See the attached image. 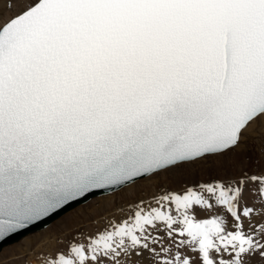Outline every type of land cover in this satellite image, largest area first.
Here are the masks:
<instances>
[{"label": "snow or ice", "instance_id": "6c2138e0", "mask_svg": "<svg viewBox=\"0 0 264 264\" xmlns=\"http://www.w3.org/2000/svg\"><path fill=\"white\" fill-rule=\"evenodd\" d=\"M97 192L12 264H264V0H0V244Z\"/></svg>", "mask_w": 264, "mask_h": 264}, {"label": "rangeland", "instance_id": "374dc122", "mask_svg": "<svg viewBox=\"0 0 264 264\" xmlns=\"http://www.w3.org/2000/svg\"><path fill=\"white\" fill-rule=\"evenodd\" d=\"M237 162L241 163V164L247 163V161H244L241 157H237ZM209 167H211L212 169H218L219 167H221V164L220 163H213ZM198 171H200L202 173L203 167L201 166L200 168H198ZM179 178H186V176L183 172H177L174 179L178 180ZM138 183H140L142 185L145 184L144 181H140ZM161 183H168V180H162ZM146 190H150V186H148L146 188ZM121 195H123L124 198L131 197L132 186H129V188H126V189H122L121 194H118L116 197L117 200H119L121 198ZM112 199H113V196L111 194L100 193V194L94 195V196L88 198L87 200L73 206L72 208L66 210L65 212H63L62 214H60L59 216L54 218L52 221H50L44 227H41V228L36 229L34 231L28 232V233L24 234L22 237H20L19 239L14 240L12 242H9L7 244H4L0 248V251H1L0 252V259H3L5 264H12V262L10 260L12 253L14 251H18V250L23 249L25 246H27L29 241H36V240L40 239L41 237H46L49 234H54L59 229H65L66 230L67 228L75 227V226H78L81 224H87L89 214H95L98 208L104 209V208L108 207V202L111 201ZM37 231H39V232H37ZM31 233H34V234H31ZM29 234H31V235H29ZM27 235H29V236H27ZM25 236H27V237H25Z\"/></svg>", "mask_w": 264, "mask_h": 264}, {"label": "water", "instance_id": "95a60500", "mask_svg": "<svg viewBox=\"0 0 264 264\" xmlns=\"http://www.w3.org/2000/svg\"><path fill=\"white\" fill-rule=\"evenodd\" d=\"M97 194H100V193L97 192V193H94V194H92V195H89L86 199L81 200V201H79V202H77V203H73L71 206L66 207L63 211H60L57 215L52 216L51 218L45 220L44 222H42V223H37V224H35V225H32V226H30L27 230H21L20 232L14 234V235H13L11 238H9L8 240L2 242V244H0V248H1L4 244H7V243H9V242H12V241H14V240L19 239L20 237H22L24 234H26V233H28V232H31V231H34V230L39 229V228H41V227H44V226L47 225L50 221H52L54 218H56L57 216H59L60 214H62L63 212H65L66 210L72 208L73 206H75V205H77V204H79V203H81V202L87 200L88 198H90V197H92V196H94V195H97Z\"/></svg>", "mask_w": 264, "mask_h": 264}, {"label": "bare ground", "instance_id": "6f19581e", "mask_svg": "<svg viewBox=\"0 0 264 264\" xmlns=\"http://www.w3.org/2000/svg\"><path fill=\"white\" fill-rule=\"evenodd\" d=\"M41 231H42V230H41ZM37 232H39V231H37ZM35 233H36V232H35ZM31 234H34V233H31ZM31 234H29V235H31ZM29 235H27V236H29ZM27 236H25V237H27ZM23 238H24V237H23ZM23 238H22V239H23ZM22 239H21V240H22ZM19 241H20V240H19ZM19 241H18V242H19ZM16 243H17V242H16ZM13 244H14V243H13ZM11 245H12V244H11ZM8 246H9V245H8ZM0 252H1V251H0Z\"/></svg>", "mask_w": 264, "mask_h": 264}]
</instances>
